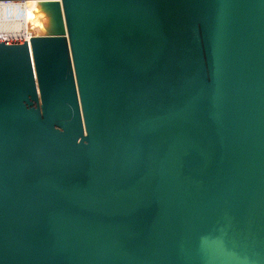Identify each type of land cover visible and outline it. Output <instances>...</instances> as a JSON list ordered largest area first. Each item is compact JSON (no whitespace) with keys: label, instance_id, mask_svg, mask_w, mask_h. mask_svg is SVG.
<instances>
[{"label":"water","instance_id":"obj_1","mask_svg":"<svg viewBox=\"0 0 264 264\" xmlns=\"http://www.w3.org/2000/svg\"><path fill=\"white\" fill-rule=\"evenodd\" d=\"M24 1L0 264H264V0Z\"/></svg>","mask_w":264,"mask_h":264},{"label":"bare ground","instance_id":"obj_2","mask_svg":"<svg viewBox=\"0 0 264 264\" xmlns=\"http://www.w3.org/2000/svg\"><path fill=\"white\" fill-rule=\"evenodd\" d=\"M27 10L26 1L0 3V36L28 38Z\"/></svg>","mask_w":264,"mask_h":264},{"label":"built area","instance_id":"obj_3","mask_svg":"<svg viewBox=\"0 0 264 264\" xmlns=\"http://www.w3.org/2000/svg\"><path fill=\"white\" fill-rule=\"evenodd\" d=\"M1 3H10V2H1ZM0 42H19V41H28V38H21L20 40H18L19 38L17 37H5V36H0Z\"/></svg>","mask_w":264,"mask_h":264},{"label":"rangeland","instance_id":"obj_4","mask_svg":"<svg viewBox=\"0 0 264 264\" xmlns=\"http://www.w3.org/2000/svg\"><path fill=\"white\" fill-rule=\"evenodd\" d=\"M11 37H13V36H11ZM18 40H20V39H18Z\"/></svg>","mask_w":264,"mask_h":264}]
</instances>
